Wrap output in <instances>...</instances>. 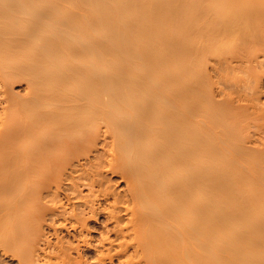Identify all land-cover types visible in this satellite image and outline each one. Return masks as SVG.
<instances>
[{"label":"bare ground","instance_id":"6f19581e","mask_svg":"<svg viewBox=\"0 0 264 264\" xmlns=\"http://www.w3.org/2000/svg\"><path fill=\"white\" fill-rule=\"evenodd\" d=\"M258 43L264 0H0V242L33 264L62 217L80 252L106 214L96 264H264Z\"/></svg>","mask_w":264,"mask_h":264},{"label":"rangeland","instance_id":"374dc122","mask_svg":"<svg viewBox=\"0 0 264 264\" xmlns=\"http://www.w3.org/2000/svg\"><path fill=\"white\" fill-rule=\"evenodd\" d=\"M226 44V48L227 49H231L235 44H237L236 41H228L225 43ZM251 53L253 54H260L262 55L264 53V47L261 44H255L251 50ZM261 64H263L261 67L258 66V71H262L261 72V77L259 79V77H254L251 78L250 80L248 79L249 77L246 76L245 73H241L240 75L238 74L233 80V82L235 83L237 81V83L243 79H248L249 82H251L249 85L252 87L257 85V82L260 81L259 85H257V87L261 90L262 94L260 95L261 98V105H264V58H261ZM247 77V78H246ZM262 79V80H261ZM255 81V82H254ZM20 86H14L15 90L20 92L22 91V85L23 84H19ZM233 85V84H231ZM235 85V84H234ZM229 87H230V83H229ZM250 92V91H249ZM247 91V96L249 98H251L252 96H250V93ZM249 93V94H248ZM253 98V97H252ZM251 98V99H252ZM256 116L252 113H249L245 116V118H243L242 122H241V126H240V137H245V136H251L253 139L256 140V143H260V136H258V131L261 129L260 128V124L258 121L255 120ZM102 155V152H101ZM99 154H97V156L93 159V162L97 165H102V162H104L102 159V157H100ZM95 160V161H94ZM101 163V164H100ZM96 165V166H97ZM99 179H101L104 183L105 186H109L111 190H113L116 193H120L121 192V188L124 187V184L121 182L120 178L118 176H113L111 174H107V173H103L101 176H98ZM86 190H82V193L80 194V196H87L89 195L88 192ZM84 193V194H83ZM82 196V197H83ZM70 208H68V211L72 212L71 209L74 208V205H70ZM75 207L78 208V205L76 204ZM98 209L103 208V207H108L106 205V202L103 201L99 205L97 206ZM122 209H120L121 211ZM70 214V213H69ZM106 214H102L100 216H98L96 219L93 220H89L88 222V227L87 229L84 231V234H86L89 238L92 239V244L93 247L88 248V247H81V251H77L75 250V246H77L78 240H79V236L80 233H77V230H73L71 228L70 222L66 221L65 218H57L56 221L52 224V226L48 227V229L46 228V235H48L47 237H45L47 239V245L45 247H38L37 250L38 252L35 254L36 256L33 257V264H55L56 262H60L61 260V251L64 249L66 250L65 252L67 254L71 253L73 255L74 258H83L82 263L83 264H96L97 261L99 260L101 255V249L100 247H97L96 243L100 238V234L105 232V223H106ZM121 222H125L126 221V217L124 215H119ZM69 217V216H67ZM64 219V220H63ZM119 220V221H120ZM66 222V223H65ZM65 226V228H63ZM67 226V227H66ZM109 227H113L112 224L108 225ZM79 232V231H78ZM1 238V236H0ZM112 238L116 239L115 235H112ZM5 239V238H4ZM78 239V240H77ZM8 239H6L5 241L1 239L2 243L7 241ZM96 241V242H95ZM94 242V243H93ZM2 243L0 242V264H21L20 259H19V255H18V251L20 250H14L12 249V247H8L9 245V241L6 242L7 244V248L10 251V253H7V250L5 249V246L2 248ZM25 242H22L21 244H18L20 246H18V248H20L22 250V248H26L27 246H25L26 244H24ZM95 245V246H94ZM22 247V248H21ZM74 247V248H73ZM95 247V248H94ZM48 248V249H47ZM56 249L57 254L54 255L52 254L53 250L52 249ZM74 250H73V249ZM108 248V247H107ZM115 248V247H114ZM3 249V250H2ZM42 249V250H41ZM97 249V250H96ZM100 249V250H99ZM103 252L105 253L108 252L107 250L102 249ZM13 251V253H12ZM50 251V252H49ZM60 251V253H59ZM77 251V252H76ZM17 252V253H16ZM81 253V254H80ZM81 257H80V255ZM15 255V256H14ZM18 255V256H17ZM39 256V257H38ZM41 256V257H40ZM120 256V257H119ZM117 257H115L113 259L112 262H108V264H121V262L124 260V257L119 255ZM37 257V258H36ZM99 257V258H98ZM36 258V259H34ZM41 258V259H40ZM98 258V260H97ZM96 261V262H95ZM39 262V263H38ZM51 262V263H50Z\"/></svg>","mask_w":264,"mask_h":264}]
</instances>
